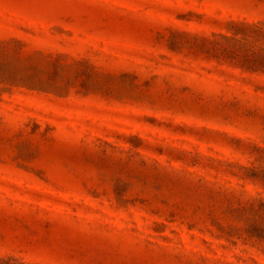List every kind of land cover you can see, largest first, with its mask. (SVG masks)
<instances>
[{
  "label": "rangeland",
  "instance_id": "1",
  "mask_svg": "<svg viewBox=\"0 0 264 264\" xmlns=\"http://www.w3.org/2000/svg\"><path fill=\"white\" fill-rule=\"evenodd\" d=\"M0 264H264V0H0Z\"/></svg>",
  "mask_w": 264,
  "mask_h": 264
}]
</instances>
